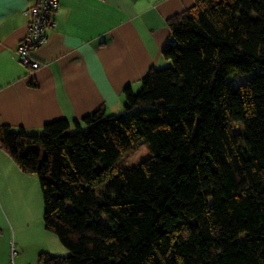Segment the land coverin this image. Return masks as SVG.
I'll return each instance as SVG.
<instances>
[{"label": "trees", "instance_id": "obj_1", "mask_svg": "<svg viewBox=\"0 0 264 264\" xmlns=\"http://www.w3.org/2000/svg\"><path fill=\"white\" fill-rule=\"evenodd\" d=\"M193 1L121 113L0 125L69 251L37 264H264V0ZM140 139L151 157L114 172Z\"/></svg>", "mask_w": 264, "mask_h": 264}, {"label": "crops", "instance_id": "obj_2", "mask_svg": "<svg viewBox=\"0 0 264 264\" xmlns=\"http://www.w3.org/2000/svg\"><path fill=\"white\" fill-rule=\"evenodd\" d=\"M33 1L0 0V125L36 134L47 122L81 119L102 106L107 114L121 113L124 88L137 92L148 69L169 64L162 56L167 20L194 3L59 0L47 41L32 52L42 66L32 70L19 62L16 47ZM43 217L39 179L0 147V264H37L42 252L68 255Z\"/></svg>", "mask_w": 264, "mask_h": 264}, {"label": "built area", "instance_id": "obj_3", "mask_svg": "<svg viewBox=\"0 0 264 264\" xmlns=\"http://www.w3.org/2000/svg\"><path fill=\"white\" fill-rule=\"evenodd\" d=\"M59 9V0H34L24 10L28 18L26 33L20 39L16 54L19 62L32 70L38 69L42 64L37 61L32 52L41 47L48 39V32L54 24V16ZM12 257L14 256V243L10 242ZM10 264H14L11 261Z\"/></svg>", "mask_w": 264, "mask_h": 264}, {"label": "rangeland", "instance_id": "obj_4", "mask_svg": "<svg viewBox=\"0 0 264 264\" xmlns=\"http://www.w3.org/2000/svg\"><path fill=\"white\" fill-rule=\"evenodd\" d=\"M240 80H244V77H236L232 85H238ZM233 130L237 133H241L243 131V127L241 124H235ZM150 157L151 152L149 144L144 139H140L135 148L126 152L122 157H120L116 164L113 165V170L114 172H117L121 169L137 167L141 164V162ZM240 240H243V237H240Z\"/></svg>", "mask_w": 264, "mask_h": 264}]
</instances>
